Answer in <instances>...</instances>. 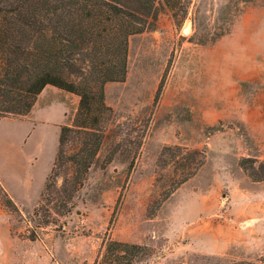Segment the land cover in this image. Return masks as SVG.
Segmentation results:
<instances>
[{
    "label": "rangeland",
    "instance_id": "obj_1",
    "mask_svg": "<svg viewBox=\"0 0 264 264\" xmlns=\"http://www.w3.org/2000/svg\"><path fill=\"white\" fill-rule=\"evenodd\" d=\"M183 4L180 24L160 12L153 28L128 38L125 79L104 86L111 112L97 158L69 213L58 216L55 202L44 203L50 224L43 208L33 211L59 126L72 119L78 97L47 86L33 106L52 107L51 115L0 118V176L8 177L9 156V180L26 183L13 184L16 200L0 186V231L7 226L13 240L26 244L6 264H93L107 233L148 246L151 256L140 264L264 258V180L239 165L243 158L256 169L264 164L263 0ZM174 146L181 150L161 156ZM201 151L203 164L173 187L181 167ZM7 198L17 212L4 205Z\"/></svg>",
    "mask_w": 264,
    "mask_h": 264
},
{
    "label": "trees",
    "instance_id": "obj_2",
    "mask_svg": "<svg viewBox=\"0 0 264 264\" xmlns=\"http://www.w3.org/2000/svg\"><path fill=\"white\" fill-rule=\"evenodd\" d=\"M186 2L189 0H0V118L26 116L47 86L78 97L72 119L59 126L55 158L34 214L46 202H55L52 211L58 216L69 213L71 199L97 158L103 119L111 112L104 86L125 79L128 38L153 28L160 12L180 24L187 13ZM179 150L178 146L167 147L161 156ZM194 154L197 157H190L181 167L173 187L203 164L205 153ZM254 163L250 158L239 161L253 179L264 180V164L256 169ZM61 175V185L55 189ZM4 205L18 211L10 198ZM44 211L48 216L44 224L52 223L51 212ZM150 256L148 246L116 241L107 233L93 264H140ZM231 264H264V258Z\"/></svg>",
    "mask_w": 264,
    "mask_h": 264
},
{
    "label": "crops",
    "instance_id": "obj_3",
    "mask_svg": "<svg viewBox=\"0 0 264 264\" xmlns=\"http://www.w3.org/2000/svg\"><path fill=\"white\" fill-rule=\"evenodd\" d=\"M45 89H46V87L39 94V96H38L39 100H37V102L41 101L40 97H41L42 93H44ZM34 107L35 106H33L30 113L32 114L35 112L36 116L40 117V118L51 115V113L53 111L52 107H50V108L42 109V110L36 112V110H34ZM7 148H8V145H7ZM5 149H6V147H5ZM6 161H7L6 165H7L8 177H9V173H10L11 169L13 168V167H10L11 162H10L9 156L7 157ZM8 177L4 178L3 176H0V186L3 188V190L7 193V195L11 199L16 200L14 198V194L12 191L13 184L16 183L17 188H20V187H23V185H25L26 183L22 182L20 179L9 180ZM31 243H34V242H31ZM25 247H26V244L24 242H16L15 240H13L10 236V233H9L7 226H4L3 229L0 231V250H2V253L4 254V256H2V257L0 256V264H6V262H5L6 260L9 261L11 258L16 257L17 254H24V252L22 250ZM20 258H22V257H20ZM52 264H55V263L53 262Z\"/></svg>",
    "mask_w": 264,
    "mask_h": 264
}]
</instances>
